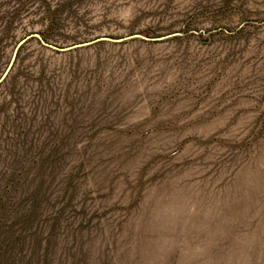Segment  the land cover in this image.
<instances>
[{"label": "rangeland", "instance_id": "obj_1", "mask_svg": "<svg viewBox=\"0 0 264 264\" xmlns=\"http://www.w3.org/2000/svg\"><path fill=\"white\" fill-rule=\"evenodd\" d=\"M0 264H264V0H0Z\"/></svg>", "mask_w": 264, "mask_h": 264}, {"label": "water", "instance_id": "obj_2", "mask_svg": "<svg viewBox=\"0 0 264 264\" xmlns=\"http://www.w3.org/2000/svg\"><path fill=\"white\" fill-rule=\"evenodd\" d=\"M134 37H138V36H142L141 34H134L132 35ZM130 36V37H132ZM31 37H40L39 34H31L29 35L26 39H23L21 43L27 41L28 39H30ZM102 39H105V38H102ZM93 43V41H86V42H81V43H77V44H74V45H71L69 47H66V48H59V49H64V50H69V49H73V48H77V47H81V46H85V45H88V44H91ZM56 47V46H55ZM57 48V47H56Z\"/></svg>", "mask_w": 264, "mask_h": 264}, {"label": "trees", "instance_id": "obj_3", "mask_svg": "<svg viewBox=\"0 0 264 264\" xmlns=\"http://www.w3.org/2000/svg\"><path fill=\"white\" fill-rule=\"evenodd\" d=\"M54 11H55V13H57V12H63V8H57V9H54ZM58 15V14H57ZM56 15V19H57V16ZM57 22H58V20H56L55 22L51 19V21H50V24H49V27H47V28H50V29H53L54 27H55V25L57 24ZM58 24H59V22H58ZM60 27H61V25H59ZM11 29V25L9 24V25H7L6 24V26H5V31H9ZM3 32H4V30H3Z\"/></svg>", "mask_w": 264, "mask_h": 264}]
</instances>
